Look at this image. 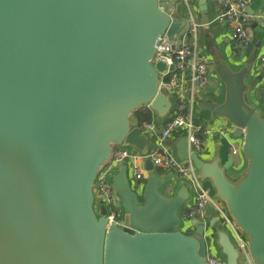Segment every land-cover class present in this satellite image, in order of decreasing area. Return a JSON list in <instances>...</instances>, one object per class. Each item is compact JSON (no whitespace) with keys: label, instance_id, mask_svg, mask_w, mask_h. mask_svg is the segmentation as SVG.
<instances>
[{"label":"water","instance_id":"1","mask_svg":"<svg viewBox=\"0 0 264 264\" xmlns=\"http://www.w3.org/2000/svg\"><path fill=\"white\" fill-rule=\"evenodd\" d=\"M174 1L0 0V264H208L212 246L220 264H264V115L247 99L250 66L235 71L211 48L223 101L198 105L241 139L244 169L230 178L232 159L221 165L217 150L205 162L185 136L176 155L210 183L244 250L223 228L206 235L213 222L191 219L184 232L189 190L166 194L172 175L158 176L149 158L141 190L125 164L112 178L118 225L97 205L96 179L114 148L149 153L132 114L171 113L165 65L154 58L159 40L174 42L187 24L167 9Z\"/></svg>","mask_w":264,"mask_h":264},{"label":"built area","instance_id":"2","mask_svg":"<svg viewBox=\"0 0 264 264\" xmlns=\"http://www.w3.org/2000/svg\"><path fill=\"white\" fill-rule=\"evenodd\" d=\"M179 3L184 5L187 13V25L184 28V33L181 36L178 34L174 42L163 36L159 40L154 58L155 62L165 65L160 89L166 94L175 93L177 103L174 111L171 112L172 117L164 127L158 128L153 123L144 126V133L149 138L155 137V141H157L153 151H149L147 155H141L132 149L117 146L113 150L110 162L98 174L96 179L97 199L99 204H103L105 207L108 224L118 225L122 217L121 209L117 207L118 198L112 183L113 176L119 166L125 164L131 172L133 180L142 183L146 173L144 161L147 158L155 169L170 172L173 177L188 183L194 199L192 205L188 206L191 219L202 222L209 207L215 205L209 192L198 181L192 162L189 159L183 161L177 159L168 143L174 132L183 130L191 153L197 154L203 148L202 135L205 132L192 119L190 107L195 101L196 94L206 89L211 66L209 60L198 52L195 45L190 46L184 43L177 45L180 42L179 37L195 39L198 30V23L193 13V0H179ZM167 9L175 15V6H168ZM217 18L229 26L230 38L238 48L245 49L249 46L246 33V26L252 19L249 12V0H220ZM173 44H175V49H172ZM258 64L264 67V55L258 59ZM166 76H170L172 79L169 82H163V78ZM174 76H178V80L173 78ZM232 154L236 155L237 150ZM217 211L233 229L238 248L244 250V241L235 232L221 204H218ZM207 262L208 264H220V261L214 257H207Z\"/></svg>","mask_w":264,"mask_h":264},{"label":"crops","instance_id":"3","mask_svg":"<svg viewBox=\"0 0 264 264\" xmlns=\"http://www.w3.org/2000/svg\"><path fill=\"white\" fill-rule=\"evenodd\" d=\"M198 2L199 0H193V13L198 23L196 38L193 39L191 37H186L182 39L181 37H179L180 42H178L177 44L180 45L181 43H184L190 46L195 45L198 52L201 55L205 56L211 64L207 87L205 90L200 91L196 94L195 101L190 107L192 119L196 124H199L205 132V134L202 135L204 141L203 148L197 154L201 160L207 162L211 161V159L214 157L215 152L218 150L221 165L228 164L229 160L232 159V165L226 171L227 175L230 178L235 179L242 173L244 169V160L240 155L241 139L232 136V129L227 125L225 121L219 119L212 120L210 114L206 111L201 110L198 103L201 101H205L219 104L223 101L224 88L213 72V59L211 56L212 51H207L211 48L216 52H220L223 55L227 65L235 71L239 70L244 65L250 66L249 74L247 76V82L251 86V90L247 94V99L251 105H253L256 109H259L262 115H264V103L259 100V90L264 88V67L259 66L258 64V59L262 55H264V0H249V12L252 15L251 21L246 26L249 46L245 49H240V52L238 54H236L233 50V43L230 38L229 26L226 23L219 21L217 18L218 12L220 10V0H207L206 25H201L200 23L202 15L199 12ZM178 5L184 7L182 3H179V0H175V10ZM176 19L187 21L186 10L184 16H180V18L176 17ZM183 33L184 30L179 34V36H181ZM167 96L172 102V112L175 109L177 98L175 93L167 94ZM170 116L171 113L165 118L158 121L156 116L154 115V121L152 123L162 128L164 127L163 124L165 120ZM133 121L135 122L134 119ZM184 136L185 132L183 130H179L174 132L168 140V143L171 145V149L173 150L176 158V144ZM156 142L157 141H155V138L154 140L148 138L149 151H153L156 148ZM236 150L237 154L233 155L232 152ZM127 174L131 188L136 191L141 190L144 181L142 183L135 182L128 168ZM169 174L171 173L164 171V174L160 175V177H164ZM200 183L209 192L211 198L213 199V189L210 183ZM183 184L187 186L190 194L189 202L185 205L186 207H188L191 206L194 201L193 194L189 188L188 183L182 181L180 178L173 177L172 175V179L167 183L166 189L164 191L166 194H174L178 187ZM213 201L215 205H211L209 207L208 213L204 218V220L206 219L207 221H202V223H204L208 228L209 224L213 222V229H207L206 235L213 234L214 228L217 229L219 227L227 231L232 242H236L233 229L227 224V222L224 221L223 217L217 211V206L220 203L215 200ZM215 202L218 204H216ZM97 205H99L98 199ZM188 226L190 229V225H186V227ZM209 252L221 263L222 257L220 249L217 246L209 247Z\"/></svg>","mask_w":264,"mask_h":264},{"label":"trees","instance_id":"4","mask_svg":"<svg viewBox=\"0 0 264 264\" xmlns=\"http://www.w3.org/2000/svg\"><path fill=\"white\" fill-rule=\"evenodd\" d=\"M183 6L178 5L176 8V13H175V17L180 18V16H184L185 14V10ZM233 43V50L236 54H238L240 52V48H238V46L236 45V43L234 41H232ZM173 78H175L176 80H178V76H174ZM172 78L170 76H166L163 78V82H169ZM259 100L264 103V88L259 90ZM174 111V110H173ZM133 119L135 120L136 125L141 129L144 130V125L146 124H150L154 121V115L153 113L150 111L149 108L144 107L136 112H134L132 114ZM172 117V115L170 117H167V119L165 120L163 126H165V124L170 120V118ZM158 127V126H157ZM160 128V127H158ZM155 137H151V140H154ZM156 174L158 176L163 175L164 171L160 170V169H156ZM180 217L182 218V220L184 221V225H183V231L186 233L190 232L189 226L186 227V225H189V222L191 221V217H190V209L189 207H184L181 212H180ZM211 257H213V255H210Z\"/></svg>","mask_w":264,"mask_h":264},{"label":"bare ground","instance_id":"5","mask_svg":"<svg viewBox=\"0 0 264 264\" xmlns=\"http://www.w3.org/2000/svg\"><path fill=\"white\" fill-rule=\"evenodd\" d=\"M144 126H145V125H144ZM141 132L144 133L143 130H141ZM144 134H145V133H144ZM147 137H148V136H147ZM148 138H149V137H148ZM154 169H155V168H154ZM155 171H156V169H155ZM145 174H146V173H145ZM113 185H114V184H113ZM121 218H122V217H121ZM240 237H241V235H240ZM241 238H242V237H241ZM242 239H243V238H242ZM207 257H211V256H209L208 253H207Z\"/></svg>","mask_w":264,"mask_h":264},{"label":"rangeland","instance_id":"6","mask_svg":"<svg viewBox=\"0 0 264 264\" xmlns=\"http://www.w3.org/2000/svg\"><path fill=\"white\" fill-rule=\"evenodd\" d=\"M208 255L210 256V255H212V254L208 251Z\"/></svg>","mask_w":264,"mask_h":264}]
</instances>
